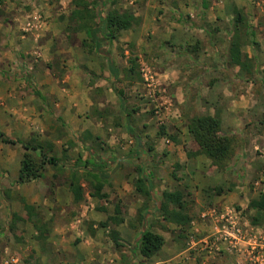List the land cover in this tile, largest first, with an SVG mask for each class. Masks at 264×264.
I'll use <instances>...</instances> for the list:
<instances>
[{
  "label": "crops",
  "instance_id": "1",
  "mask_svg": "<svg viewBox=\"0 0 264 264\" xmlns=\"http://www.w3.org/2000/svg\"><path fill=\"white\" fill-rule=\"evenodd\" d=\"M12 1L15 0H0V132L6 138L29 142L33 140L32 127L34 123V100L30 94L32 90L34 91L32 83L21 74L20 68L15 70L12 67L3 66L4 60L11 61L10 65H12L14 58L12 50L16 47H23V44H18L23 41L18 39H22L24 36L15 35V10L17 8ZM103 1L107 6H112L111 8L117 11L126 10L140 20L139 25L127 30L128 32L139 34L140 31L141 33L146 31V25L151 28L154 17L150 16H153L155 8V5H151V0ZM160 3L161 16L163 14L168 16L165 19L167 22L165 27L161 26L163 31H169L167 43L180 49L173 47L171 55L176 59L184 58L193 65L205 64L204 68L206 69L209 66L203 62L211 61L221 64L223 58L224 60L228 59L227 55L223 58L219 57L218 48L219 41L223 42L220 34L225 33L224 35L228 38L227 33L232 27L233 8L241 10L246 15L248 25L254 29L252 39L256 48L258 44L261 45L260 47L264 46L261 44V41L264 42V33L258 40L255 37L256 24L251 22L253 18L251 10L257 9L252 6L255 4L253 0H160ZM248 4L252 5L247 8ZM95 9L97 12H103L100 8V0H97ZM255 13V19H259L264 24V8ZM223 24H226L228 28L222 27ZM261 28L264 29V25ZM215 30L217 32L213 33ZM205 40L210 45L212 54H209L208 60L202 59L203 56L201 57L199 52L186 53L183 56L184 51H187L185 48L195 43H199L201 46ZM140 42V39H136L135 43L139 46ZM250 46L252 47V45H246L240 49L250 63L254 61L256 65L260 60L264 61L260 51L255 52ZM241 62L244 60L241 59ZM254 63L251 68L249 67L250 70H246L248 67L239 70L238 65H232L234 77L242 80L248 79L251 71L253 73L257 71ZM218 69L222 70L223 68ZM13 70L20 73L8 76L9 72L13 73ZM111 77L114 79L112 75ZM66 79L68 78L64 77L62 81L65 82ZM74 85L80 86L81 82L76 80ZM112 87L119 92L114 84L111 89ZM188 87H196L198 90L192 79L185 85V88ZM179 89L182 90V88ZM261 91L260 98L254 88L247 91L246 94L238 93L234 96V102L226 109L220 110L218 114L221 130L231 129L238 138L237 148L239 151L236 155L234 154L238 161H245L250 154L248 146L242 145L249 141L247 139L250 135L249 131L246 132L243 129L249 124L244 120L253 113L257 115L260 114V111L264 112V89ZM201 95H204L203 90ZM242 98L243 100H241ZM59 105L63 110L59 108L61 113L56 119L58 121L56 125L47 123L37 126V130L39 129L40 132L45 131L39 137L41 140L47 138L42 141L44 144L48 142L44 149H47L48 146L51 149L62 148V144L66 143V151H54L57 152L56 158L62 159L58 165L64 169L62 174L66 175L68 169L83 173L85 170L83 163L87 159L105 160V168L93 170L91 174H105L101 193H105L107 197L99 200L90 196L91 188L81 180L83 199L75 203L64 178H60L59 182L57 180L52 182L53 171L49 167L42 178L25 184L17 183L19 163L24 150L18 144H14L15 146L10 148L0 141V232L1 234L13 233V236L17 238L20 236L26 238V242L31 245L30 252L35 256V264H221L222 256L232 257L231 254L223 250V245L220 246L221 249L218 252L206 247V244L204 245L212 232L213 221L212 218L201 220L200 215L209 202L218 205L217 208L223 212L233 204L247 209L248 202L258 197L259 193L250 195L249 188L241 185V181L237 180L232 183L225 178L227 174L239 177L238 175L243 174V168L247 172L245 163L236 168L232 161L226 168L217 169L212 167L209 159L203 155L187 158V150L185 151L183 146L186 144L185 148L190 147L192 139L181 119L178 122H171L170 125L176 131L174 136H171L173 140L168 143L165 151L161 148V142L156 132H152L150 138H146V129L143 133L146 139L143 135H135L139 139L137 144L134 136L128 133L134 141H129V145L118 147L117 141L121 139L127 142L129 136L123 134L118 139L111 136L110 139H104L99 128H96L97 126L95 127L87 118L83 120L81 116L79 117L81 108L72 105H67L64 108L65 104H57V106ZM90 105L91 99H88L83 111L86 112ZM70 107L75 108L70 110ZM212 113L207 111L204 114L212 116ZM238 116H242V118L237 120ZM228 117L232 118L230 122L227 120ZM249 125L253 126V124ZM124 127L128 132V125L125 124ZM131 130L133 133V128ZM84 131L91 135V140H85L82 143L78 142V138H73L81 136ZM94 137L98 138L95 142L106 141L108 148L105 155L97 149ZM146 142L149 145H146ZM74 143H76L75 146ZM93 146L97 148L93 149ZM54 152L51 155L55 156ZM86 155L89 158L86 159ZM106 159L109 160L106 161ZM80 160L82 161L80 162ZM77 161L82 166L73 168L74 162ZM161 163L166 165L163 166ZM137 168L142 169V173L147 178L144 185L150 187L151 198H147L135 190V181L141 174ZM218 189L220 192L216 193ZM244 189L247 190V199L241 198L242 195H245L240 194ZM175 190L181 191L184 202L181 214L185 219H189L188 227L182 228L164 220H168L169 216L160 206L163 193ZM203 191L208 197L201 196ZM24 206L34 208L30 215ZM116 206L120 208L117 215L114 211ZM168 210L178 209L170 205ZM115 216L122 220L117 225L109 223L105 228L98 225L100 222L106 221L108 217ZM143 227L160 235L164 240L161 249L150 258L142 257L136 248H132ZM113 231L116 233L115 236L111 233ZM180 235H184V237H180ZM113 237L121 246H115ZM190 239H193L195 245L190 244ZM123 256L126 257L124 260ZM136 258L139 263H136Z\"/></svg>",
  "mask_w": 264,
  "mask_h": 264
},
{
  "label": "rangeland",
  "instance_id": "2",
  "mask_svg": "<svg viewBox=\"0 0 264 264\" xmlns=\"http://www.w3.org/2000/svg\"><path fill=\"white\" fill-rule=\"evenodd\" d=\"M253 1H255V4L252 3L253 5H251L257 9L251 10L253 17L251 22L256 24L255 37L260 40L262 33H264V29L261 28L264 24L259 19H255V12L264 8V0ZM12 2L15 3L14 6L17 8L15 10V18L17 19H15V35L24 36L22 39H18L23 41L18 42V44H23V47H16L12 50L14 56L12 65H10L11 61L6 60L2 64L15 70L20 68L21 74L32 83L34 91L32 90L30 94L34 100L33 140L42 143L45 147H47L46 143L48 142L44 144L42 141L47 138L39 139L45 131L40 132L39 129L37 130V126L47 123L57 124L58 121L56 119L61 113L59 108L62 109L57 104H65L64 108L67 105L81 108L79 117L81 116L83 120L87 118L95 127L97 126L96 128H99L98 130L104 139H108L110 136L118 139L123 134L129 136L127 142L121 139L118 140V147L129 145V141L133 140L125 130L124 125L126 124L133 128L134 135L141 136L146 129L147 139L150 138L152 132H156L161 142V148L165 151L168 143L173 140L171 136H174L176 131L170 125L171 122H178L181 119V122L186 127L187 120L194 115H205V112L210 111L211 113L213 112V115L219 116L220 110L226 109L228 105L230 106L235 100L234 96L238 95V93L246 94L247 91L249 92V90L251 91L254 88L256 93L260 95L259 93H262L261 90L264 89V61L260 60L256 65L254 61L252 62L256 66L257 71L256 73L251 71L248 79L242 80L234 77L231 69L232 65L229 64L228 59L224 60L223 58L226 55L224 42L228 39L224 35L225 33L220 34L223 42L219 41L218 48L219 57L223 58L221 64L211 61L203 62L209 66L206 69L204 68L205 64L198 63L193 65L184 58L176 59L173 57L171 55L172 50H174L173 47L176 49L177 46H171L167 43L169 31L161 29V26L162 28L165 27L167 23L165 19L168 16H164V14L161 16L159 11L161 9L160 0H151V5H155L154 14L150 16L154 17L151 28L146 25V31L142 33L140 31L139 34L123 31L113 41L111 51L119 77H116V79L111 77L105 58L101 53L99 55L86 54L81 45L85 37L84 32L75 30L76 27H74V31L70 30L68 18L73 9L71 0H15ZM251 5L248 4L247 8ZM111 7L100 0V8L103 12L115 10ZM223 26L225 27L226 24H223ZM226 28L228 27L226 26ZM124 39L127 41H123ZM136 39L141 40L139 46L135 43ZM102 42H105V40L102 39ZM261 44H264V42L261 41ZM255 45L250 47L255 52L260 51L264 58V46L260 47L261 45L258 44L256 48ZM177 48L179 49V47ZM196 51L205 60H208V56L212 55L210 45L208 42L206 43V40ZM16 52L18 53L16 54ZM130 59H136V67L133 73L129 72L130 63L128 60ZM252 63H249L250 68L253 66ZM219 66L223 69L219 70ZM239 67V70H243L241 66ZM19 73L13 70V73L9 72L8 76ZM23 76L21 77L23 78ZM64 77L68 78L65 82L62 81ZM191 79L196 83L198 90H196V87L185 88V85ZM76 80L81 82L80 86L74 85ZM112 84L122 93L123 104L119 103L117 95L112 91ZM179 88H182V90ZM202 90L204 95H201ZM37 93L38 95H36ZM88 99H91V105L84 112L83 108ZM73 108L75 107H70V110ZM240 118L242 116H238L237 120H240ZM231 119V117H228V122ZM244 121L253 124V126L248 124L246 128H243L250 133L249 139H247L249 141L242 143V145L246 144L248 146L250 152L249 155L247 154L245 161H238V158L235 159L234 156L239 151L237 148V136L233 134L231 129L221 130L220 126V135L231 137L234 140L232 156L227 166L232 161L236 168L241 166L240 164L245 163L248 170L246 172V169L243 168V174L238 175L239 177L227 174L225 178L232 183L237 180L241 181V185L247 186L250 195H253L263 191L264 188V112L260 111V114L258 113L257 115L253 113ZM241 125L243 126V122ZM57 126L56 129L58 128ZM237 130L238 128L236 133ZM88 134L84 131L81 136L73 138H78V142L84 143L85 140L89 141L92 139L91 135L88 136ZM72 136L75 135L72 134ZM143 137L145 138V135ZM97 139V137H94V143L97 142L98 148L93 146V149L97 148L105 155L108 148L106 147L107 143L105 140L95 142ZM145 144L149 145L147 142ZM5 145L10 148L15 146L14 144ZM64 145L65 148H63ZM64 145L62 144V148H50V155L54 151H66V143ZM74 146L73 148H75ZM185 146L186 144H184L183 148L186 151L187 148ZM164 151L162 152L163 155L165 154ZM57 152H54L55 156ZM87 158H89L88 155H86ZM58 160L62 161V159ZM82 160L84 161V159ZM80 162H74L73 168L75 166L80 167ZM161 164L163 166L166 165L164 163ZM65 176L66 174H62L60 178H65ZM86 187H88L87 184ZM246 192L247 190L245 189L240 192V194H245L241 198H248ZM201 194L202 197H208L205 191ZM208 204L203 212L210 209L220 211L217 208L218 205H214L211 202ZM226 210L230 211V213L232 211L235 212L238 215L240 225L243 223L244 228L250 225L257 230L256 232H264L263 222L257 226L251 224L250 220L254 216L252 210L243 209L238 204H233ZM164 220L168 221L167 219ZM25 239L21 236L19 238L14 237L13 233L6 232L1 234L0 232V264H35V256L30 252L31 245ZM220 249L221 247L219 246ZM223 250L231 254L232 257L228 256L229 258H225L226 256H222V259H220L221 264H247L244 257L236 256L234 252L236 249L227 251L226 247H223ZM213 251L216 252L214 249ZM125 258L123 256V260Z\"/></svg>",
  "mask_w": 264,
  "mask_h": 264
},
{
  "label": "trees",
  "instance_id": "3",
  "mask_svg": "<svg viewBox=\"0 0 264 264\" xmlns=\"http://www.w3.org/2000/svg\"><path fill=\"white\" fill-rule=\"evenodd\" d=\"M97 0H71L73 6L72 11L69 14L68 22L70 30H82L85 37L82 40V48L87 55L100 53L104 56L108 71L110 74L117 77V68L114 65L113 58L111 56L113 41L123 32L135 28L139 25L140 20L133 16L132 13L124 10H109L108 12H97L95 9ZM75 26H71V25ZM71 26V27H70ZM217 32L215 30L213 33ZM254 29L248 25L246 15L237 8H233L232 27L227 33L228 39L226 40V55L229 57L230 65H238L243 69L250 70V61L244 54L241 53V47L246 45H255L252 37H254ZM102 39L105 42H102ZM199 48V43H195L192 46H188L187 51L183 55L194 54L196 49ZM244 57V58H243ZM241 59L244 62H241ZM130 63L129 72L133 73L136 67V59L128 60ZM112 91L117 95L120 104H123L122 93L118 92L114 87ZM38 95V94H36ZM41 97V96H40ZM220 118L217 115H194L187 120L186 129L192 139V144L187 148V158L203 155L209 159L212 167L222 169L229 163L232 156L233 138L220 135ZM129 129V130H128ZM128 133L134 136L136 143L139 139L132 133V127L128 125ZM163 132V129L161 128ZM90 136V135H88ZM0 141L4 144H18L24 150L22 158L20 160L17 183L25 184L36 179L42 178L44 172L49 167L53 171V181L59 179L64 172L62 167H59V160L54 155H48L51 152L50 146L44 149V145L35 140L29 142H22L20 140H12L6 138L5 135L0 132ZM109 159H106L108 161ZM85 170L83 173L74 169H68L67 175L64 178V182L73 195V201L75 203L80 202L83 199V187L80 181H85L91 188L90 196L96 197L99 200L106 199L107 195L101 193L105 174L96 173L91 174V171L98 170L99 168H105L106 162L101 159H87L83 163ZM137 171L141 174L135 181V190L147 198H151L150 187H146L144 182L147 180L145 174L142 173V169L137 168ZM104 175V176H103ZM181 191L175 190L170 193H163L161 200V208L165 210L169 216L168 221L184 228L188 225L189 219H185L181 210L184 207L182 201ZM218 189L216 193H219ZM173 205L178 210H168V206ZM27 213L30 215L33 207L24 206ZM247 209L254 212V216L250 222L254 226L264 223V191H260L256 199H251L247 204ZM115 214H119L120 208L116 206L114 208ZM122 220L120 218L108 217L106 221L100 222L98 225L102 228L111 224L117 225ZM112 235H116L113 231ZM184 237V235H180ZM115 246L119 247L117 240L112 238ZM164 240L160 235L154 234L142 228L136 241L133 243L132 248H136L139 254L144 258H150L155 255L163 246Z\"/></svg>",
  "mask_w": 264,
  "mask_h": 264
},
{
  "label": "built area",
  "instance_id": "4",
  "mask_svg": "<svg viewBox=\"0 0 264 264\" xmlns=\"http://www.w3.org/2000/svg\"><path fill=\"white\" fill-rule=\"evenodd\" d=\"M210 218L213 225L212 232L204 243L206 247L218 251L219 246L223 245L227 251L236 249V256L244 257L247 264H264V232H256L250 225L244 228V224L240 225L238 215L233 211L217 212L210 209L200 215L201 220ZM189 242L195 245L193 239Z\"/></svg>",
  "mask_w": 264,
  "mask_h": 264
}]
</instances>
